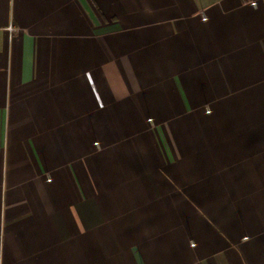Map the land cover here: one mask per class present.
<instances>
[{"label":"crops","instance_id":"1","mask_svg":"<svg viewBox=\"0 0 264 264\" xmlns=\"http://www.w3.org/2000/svg\"><path fill=\"white\" fill-rule=\"evenodd\" d=\"M0 264H264V0H0Z\"/></svg>","mask_w":264,"mask_h":264}]
</instances>
